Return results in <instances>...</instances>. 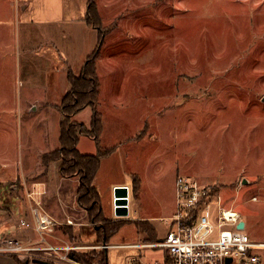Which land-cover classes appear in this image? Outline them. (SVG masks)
Segmentation results:
<instances>
[{"label":"rangeland","instance_id":"obj_1","mask_svg":"<svg viewBox=\"0 0 264 264\" xmlns=\"http://www.w3.org/2000/svg\"><path fill=\"white\" fill-rule=\"evenodd\" d=\"M24 1L0 0V245L16 240L35 249H57L15 256L21 264H74L69 254L83 258L104 251L106 245L98 244L97 227L78 214V194L69 212L73 223L87 227L68 232L67 225L56 226L52 236L45 237L47 244L41 245L36 233L21 227L22 222L32 227L33 209L56 216V189L63 179L59 163L45 168L40 161L42 154L56 148L54 109L23 105L18 111V57L37 48L45 69H56V45L74 71L96 48L98 38L73 26L87 0H71L62 24L35 28L40 40L31 37L26 42L34 27L28 30L18 23ZM94 2L104 35L97 65L103 126L99 143L112 153L95 184L105 219L147 221L156 238L164 239L168 228L163 221L174 209V181L185 177L217 191L222 206L245 223L251 242L264 243V0ZM43 75L30 78L29 84L25 77L21 82L38 97L43 93L37 89H46L54 101L66 86L60 76L49 85ZM91 116V109H86L80 121H74L89 127ZM78 149L83 155L96 152L83 138ZM134 181L138 191L134 194L132 189L129 216L116 218L112 186ZM34 184L36 194L30 198L28 188ZM142 242L143 236L128 224L109 241L117 247L108 249L107 264L162 260V250L119 247ZM255 254L264 263V249Z\"/></svg>","mask_w":264,"mask_h":264},{"label":"built area","instance_id":"obj_2","mask_svg":"<svg viewBox=\"0 0 264 264\" xmlns=\"http://www.w3.org/2000/svg\"><path fill=\"white\" fill-rule=\"evenodd\" d=\"M175 198V213L163 221L168 227L164 239L156 244L133 247L162 250L165 257L155 262L131 259L130 264H264L255 254L264 249V243L251 242L244 231L237 229L242 221L240 216L233 210L225 209L221 198L217 193H213L211 188L200 187L185 177H178L175 181ZM31 216L32 227L24 222L21 223V227L36 233L40 237V245L47 244L45 237L52 236L56 222L39 209H33ZM110 248L104 245L101 249ZM51 250L57 249H35L29 243L24 245L23 242L16 240L6 241L0 245V255L5 256Z\"/></svg>","mask_w":264,"mask_h":264},{"label":"trees","instance_id":"obj_3","mask_svg":"<svg viewBox=\"0 0 264 264\" xmlns=\"http://www.w3.org/2000/svg\"><path fill=\"white\" fill-rule=\"evenodd\" d=\"M87 9L85 23L89 28L97 30V46L86 58L79 75H75L70 70L67 72L69 91L63 97L60 106L62 114L59 126L60 149L44 155L42 157V166L47 168L54 162L59 163V174L62 179H79L80 186L77 192V203L86 212L90 224L97 227L98 244L108 245L109 241L128 224H132L138 234L143 236V244H156L160 241L156 238L154 228L147 221L110 223L105 219L101 208L100 196L94 186L101 167V161L111 151L102 150L99 143L103 126L102 116L98 111L100 82L97 74V65L104 35L100 32V17L94 0H89ZM86 109H91L92 111L89 127L74 121V118ZM81 137H87L95 142L98 149L97 155H83L78 151ZM133 190L134 194H137L136 181H134ZM212 190L213 193H217L214 189ZM12 258L17 264H21L16 257ZM68 259L73 262H81L82 264H93L97 260H100L101 264H107V253L106 251L100 253L90 252L83 258L71 253Z\"/></svg>","mask_w":264,"mask_h":264},{"label":"crops","instance_id":"obj_4","mask_svg":"<svg viewBox=\"0 0 264 264\" xmlns=\"http://www.w3.org/2000/svg\"><path fill=\"white\" fill-rule=\"evenodd\" d=\"M45 1H46V3H45ZM70 2H71V0H40V2L38 4L37 0H25L24 5H22V7H21L22 16L20 17V20L18 23L19 24L21 23L23 26L28 27V30H30V27H34L33 31L29 32V33H31L30 35H29V33H27L28 38H26V42L30 41L32 38H34V39L36 38L37 40H40L38 33L34 32L35 28H45L46 26H50L53 24H54V28H55L57 25L62 24L63 21H65V19H66V13L70 10L69 9V7H71V5H69ZM88 2H89V0H87L85 2V8L83 10H81L78 18H75L73 20V22L75 23L73 26H78L80 31H82L83 33L89 32L91 34V36H95L97 39L98 38L97 31L89 28L85 23V18L87 16V10H88L87 9L88 8ZM27 11H30L29 15L28 14L25 15V12H27ZM70 19L72 20V18H70ZM93 34H95V35H93ZM57 36H58V34L54 32V41L56 40ZM28 44H30V43H28ZM38 46H40V45H38ZM40 48H42V47H40ZM53 48H54V57L57 58V60H58V68H56V69H53V68L52 69L51 68L45 69L44 59L43 58L39 59L38 54L36 55V53H35L37 48L35 50L30 48L29 51H26L24 54L22 52V55L21 56L19 55V57H18L19 58L18 75H19L20 83H19V86H18L17 91H16V104L18 107V111L20 109L25 108V107H28V108L36 107L37 108L38 105H41L47 109H49V108L54 109V113L56 114V120L54 123V139L57 142L56 148L54 146V151H56L57 149H59V146H60L59 145V126H60V122L62 120V114L60 111V106H61V102H62L63 97L69 91V85L67 83V72L69 70H72V66L68 62L66 56L63 53H61V51L59 50V48L56 45H54ZM41 55L42 54L40 53V56ZM25 61H26V63L23 65L22 63ZM84 62L85 61H83L82 64L77 69H75L74 71L72 70L74 72V74L79 75L81 73L82 68L84 66ZM39 67H41V69H39ZM53 70H54V73H51ZM37 74H41V75L45 76V78H49L48 79L50 81V82H48L49 85L52 84V82H54L55 79H57V77H59V76L63 80L66 87L64 88V90H62L61 92L58 93L59 95L57 94V97L54 98V101H52V99L49 98L46 89H37V91L43 93L40 97H38L37 96L38 93L37 94H31V92H34V91H31L30 89L24 88L25 84L23 82H21V79L23 77H25V82L27 84H29L30 78H33ZM22 91L24 92V94ZM41 103H43V104H41ZM23 105H24V107H23ZM78 116L79 115H77L76 118L79 120ZM90 122H91V118H90ZM134 133H135V131H134ZM133 135L134 134L130 135L129 137L131 138ZM81 138L91 142V144L95 147V151H96L94 154L93 153H85L84 155H97L98 149L96 147L95 142L93 140L87 138V137H81ZM81 138H80V140H81ZM123 140H127V139H123ZM100 142H101V138H100ZM100 145H102V147H104L102 143H100ZM54 151H52V152H54ZM78 151L80 152L79 149H78ZM48 153H51V152H47V153L42 154L41 160H40L41 165H42V157ZM111 154L112 153H110L109 155H107L106 157H104L102 159L101 166H102V163L104 164L106 162V160L109 159V156ZM0 168H1V164H0ZM100 170H101V167H100ZM100 170H99V172H100ZM99 172H98V174H99ZM98 174H97V177H98ZM97 177H96V180H97ZM96 180L94 183L95 188H96V185H95ZM35 185L36 184H34V186L32 185L30 188H28L29 189L28 192H30L29 193L30 198L36 194V192H35L36 190H35V188H33V187H35ZM79 186H80V181L78 179L73 178V179L59 180L56 190L58 191V194H60L59 195L60 199H58V201L56 202V204L58 206L57 207L58 212L56 213V216L55 215L52 216L44 208L46 213L48 214V216H50L56 222V226L67 225V228L65 230L68 232L77 230L75 228L78 226H83V227L88 226V224L86 225L85 223H82V224L73 223V221L71 219L72 214L69 212L72 209H74V207H75V203H76V199H77V192H78ZM69 188H70V191H69ZM117 188H127L129 191V200L133 199V197H132L133 183H131V184H128V183L127 184H118V183L113 184L112 191H113V189H117ZM64 190H65V192H64ZM172 191L174 193V209L172 212V215H173L175 213V202H176L175 201V199H176L175 198V181L173 184ZM142 192H144L143 193V195H144L145 194L144 185H142ZM64 193L67 195V197L62 196ZM30 203H31V201H29V204ZM61 209H62V211H66V214L61 215L60 214ZM113 212H114V208H113ZM78 214H82V215H80L81 218H83L84 221L86 220L87 214L85 211L81 210L80 212H78ZM172 215L166 219L171 218ZM87 219H88V217H87ZM68 222H72V223L68 224ZM162 240L163 239L159 238V241H162ZM40 241L41 240L38 241V245H40L39 244ZM141 245H149V244H143V242H142ZM107 246H110V245L108 244ZM135 246H139V245H123V246H119V247L133 248ZM110 247H111L110 249H112L113 247H117V246H110ZM104 251H106V253H107L108 250H104ZM12 257H15V256L0 255V264H17V262ZM159 257H160V259H163L165 257V253L164 252L161 253L159 255ZM33 264H36V263H33ZM97 264H101V262H97Z\"/></svg>","mask_w":264,"mask_h":264},{"label":"water","instance_id":"obj_5","mask_svg":"<svg viewBox=\"0 0 264 264\" xmlns=\"http://www.w3.org/2000/svg\"><path fill=\"white\" fill-rule=\"evenodd\" d=\"M264 103V97L262 99ZM35 111V109H33ZM243 185H246L247 182L244 180L242 182ZM113 208H114V216L119 219H124L129 216V191L127 188H117L114 191L113 196ZM237 229L240 231L245 230V223L241 221L237 226ZM36 264H51L46 261H34Z\"/></svg>","mask_w":264,"mask_h":264},{"label":"flooded vegetation","instance_id":"obj_6","mask_svg":"<svg viewBox=\"0 0 264 264\" xmlns=\"http://www.w3.org/2000/svg\"><path fill=\"white\" fill-rule=\"evenodd\" d=\"M92 250H95V249H92ZM26 264H29V263H26ZM93 264H97V262L93 263Z\"/></svg>","mask_w":264,"mask_h":264}]
</instances>
